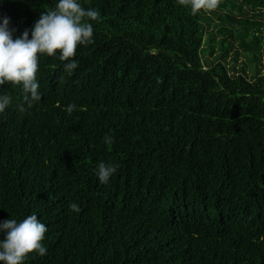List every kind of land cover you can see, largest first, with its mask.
Instances as JSON below:
<instances>
[{
    "label": "trees",
    "instance_id": "trees-1",
    "mask_svg": "<svg viewBox=\"0 0 264 264\" xmlns=\"http://www.w3.org/2000/svg\"><path fill=\"white\" fill-rule=\"evenodd\" d=\"M0 264H264V0H0Z\"/></svg>",
    "mask_w": 264,
    "mask_h": 264
},
{
    "label": "rangeland",
    "instance_id": "rangeland-1",
    "mask_svg": "<svg viewBox=\"0 0 264 264\" xmlns=\"http://www.w3.org/2000/svg\"><path fill=\"white\" fill-rule=\"evenodd\" d=\"M210 8H211V9H214V7H213L212 5H210Z\"/></svg>",
    "mask_w": 264,
    "mask_h": 264
}]
</instances>
